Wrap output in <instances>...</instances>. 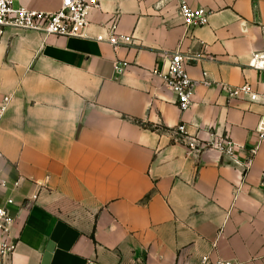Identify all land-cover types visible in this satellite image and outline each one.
I'll list each match as a JSON object with an SVG mask.
<instances>
[{
  "label": "crops",
  "instance_id": "0c3cea01",
  "mask_svg": "<svg viewBox=\"0 0 264 264\" xmlns=\"http://www.w3.org/2000/svg\"><path fill=\"white\" fill-rule=\"evenodd\" d=\"M182 2L208 24L187 28ZM89 22L87 38L0 34V207L17 245L0 264H264V105L229 91L264 94V0H101ZM176 52L196 83L187 112L162 78ZM182 124L235 158L190 152Z\"/></svg>",
  "mask_w": 264,
  "mask_h": 264
},
{
  "label": "built area",
  "instance_id": "2783aa9c",
  "mask_svg": "<svg viewBox=\"0 0 264 264\" xmlns=\"http://www.w3.org/2000/svg\"><path fill=\"white\" fill-rule=\"evenodd\" d=\"M19 0H0V34L8 29L18 31L38 32L46 37L65 38H87L90 12L100 7L101 0H63L61 9L57 12H40L30 10L23 6H16ZM180 15L187 28H196L208 24V16L202 10H194L187 3L182 2ZM109 43L118 45V38L113 36ZM191 58L176 52L167 58V72L162 75L164 84L168 90L177 97V102L182 112L191 109L194 103L196 83L191 79L187 66ZM128 67V63L116 64V70L122 73ZM252 67L264 74V55H257ZM161 76V75H160ZM209 84L208 82H204ZM231 96L238 93L247 97L252 103L264 105V94L254 91L252 86L245 85L236 91L229 90ZM1 116V112H0ZM261 140L264 141V117L259 126ZM176 141L183 143L190 152L203 153L208 150H216L222 155L235 158L236 144L227 138L213 143L201 142L188 134L185 124L175 129ZM252 166V161L245 164L246 170ZM13 201H8L12 205ZM16 220L11 216L7 208L0 207V255L4 259H11L17 245L10 239V231ZM87 264H95L90 261ZM201 264H233L228 261H218L212 263L209 257H204Z\"/></svg>",
  "mask_w": 264,
  "mask_h": 264
}]
</instances>
